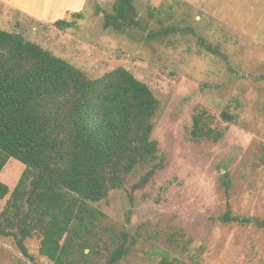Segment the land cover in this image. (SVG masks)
I'll use <instances>...</instances> for the list:
<instances>
[{
	"label": "rangeland",
	"instance_id": "374dc122",
	"mask_svg": "<svg viewBox=\"0 0 264 264\" xmlns=\"http://www.w3.org/2000/svg\"><path fill=\"white\" fill-rule=\"evenodd\" d=\"M115 2L0 0V29L91 79L123 67L159 100L157 158L94 205L103 216L93 250L85 251L88 264H106L124 233L128 252L117 264H159L164 256L185 264H264L257 223H264V0H136L155 39L138 29L105 30L104 12ZM58 20L75 26L60 29ZM166 28L177 32L163 35ZM197 116L219 139L194 134ZM24 170L12 158L0 181L12 192ZM25 244L28 257L13 238L0 237V264H52L40 254L38 236Z\"/></svg>",
	"mask_w": 264,
	"mask_h": 264
},
{
	"label": "trees",
	"instance_id": "16d2710c",
	"mask_svg": "<svg viewBox=\"0 0 264 264\" xmlns=\"http://www.w3.org/2000/svg\"><path fill=\"white\" fill-rule=\"evenodd\" d=\"M135 2L116 0L113 11L104 12L103 28L149 33ZM55 25L66 29L75 22ZM175 32L166 28L163 35ZM201 44L217 53L204 40ZM159 106L152 90L123 67L91 79L23 35L0 29V174L12 158L25 166L12 192L0 181V200L10 194L0 212V237L13 238L28 257L25 242L38 236L40 254L52 264H88L85 251L93 250L91 239L103 216L94 205L124 188L138 166L157 158L152 135ZM201 119L195 118L194 134L219 139ZM121 238L106 264L127 254V235ZM159 264L185 263L164 256Z\"/></svg>",
	"mask_w": 264,
	"mask_h": 264
}]
</instances>
